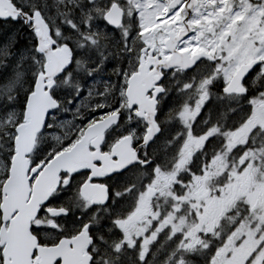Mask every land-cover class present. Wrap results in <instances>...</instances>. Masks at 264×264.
Wrapping results in <instances>:
<instances>
[{"label": "snow or ice", "instance_id": "snow-or-ice-1", "mask_svg": "<svg viewBox=\"0 0 264 264\" xmlns=\"http://www.w3.org/2000/svg\"><path fill=\"white\" fill-rule=\"evenodd\" d=\"M0 264H264V0H0Z\"/></svg>", "mask_w": 264, "mask_h": 264}]
</instances>
